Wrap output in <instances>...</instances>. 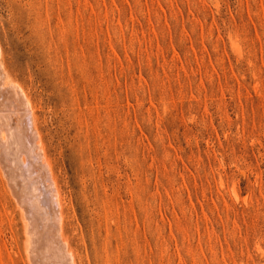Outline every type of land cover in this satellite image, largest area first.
Wrapping results in <instances>:
<instances>
[{
	"label": "rangeland",
	"instance_id": "374dc122",
	"mask_svg": "<svg viewBox=\"0 0 264 264\" xmlns=\"http://www.w3.org/2000/svg\"><path fill=\"white\" fill-rule=\"evenodd\" d=\"M0 50L76 264H264V0H0Z\"/></svg>",
	"mask_w": 264,
	"mask_h": 264
},
{
	"label": "bare ground",
	"instance_id": "6f19581e",
	"mask_svg": "<svg viewBox=\"0 0 264 264\" xmlns=\"http://www.w3.org/2000/svg\"><path fill=\"white\" fill-rule=\"evenodd\" d=\"M34 118L26 93L7 78L0 62V174L25 221L28 264H66L71 258L76 264L64 232L59 190ZM231 191L236 196L234 188Z\"/></svg>",
	"mask_w": 264,
	"mask_h": 264
}]
</instances>
